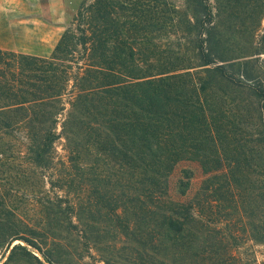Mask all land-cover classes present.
Listing matches in <instances>:
<instances>
[{"label":"trees","instance_id":"1","mask_svg":"<svg viewBox=\"0 0 264 264\" xmlns=\"http://www.w3.org/2000/svg\"><path fill=\"white\" fill-rule=\"evenodd\" d=\"M263 19L264 0H81L49 56L0 48V134L53 193L20 239L50 264L72 241L258 264Z\"/></svg>","mask_w":264,"mask_h":264},{"label":"rangeland","instance_id":"2","mask_svg":"<svg viewBox=\"0 0 264 264\" xmlns=\"http://www.w3.org/2000/svg\"><path fill=\"white\" fill-rule=\"evenodd\" d=\"M80 1L17 0L15 9L0 8V48L49 56ZM21 138L15 132L0 134V264H50L36 248L20 239L27 237V222L38 217V200L53 196L46 179L27 163ZM62 144L61 139L55 144L58 160L65 158ZM198 183L193 180L192 190ZM132 245L119 241L84 245L72 241L67 247L54 249L66 252L65 264H133V259H126V254L134 251ZM253 251L257 263L264 264V245L254 246Z\"/></svg>","mask_w":264,"mask_h":264},{"label":"crops","instance_id":"3","mask_svg":"<svg viewBox=\"0 0 264 264\" xmlns=\"http://www.w3.org/2000/svg\"><path fill=\"white\" fill-rule=\"evenodd\" d=\"M16 1L17 0H0V8L15 9L16 8ZM20 1H23V0H20Z\"/></svg>","mask_w":264,"mask_h":264}]
</instances>
